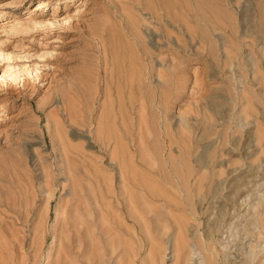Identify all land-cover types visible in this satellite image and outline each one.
I'll return each instance as SVG.
<instances>
[{"label": "rangeland", "instance_id": "obj_1", "mask_svg": "<svg viewBox=\"0 0 264 264\" xmlns=\"http://www.w3.org/2000/svg\"><path fill=\"white\" fill-rule=\"evenodd\" d=\"M263 58L264 0H0V264H178V226L211 224V261L264 260L263 228L231 241L264 189Z\"/></svg>", "mask_w": 264, "mask_h": 264}, {"label": "bare ground", "instance_id": "obj_2", "mask_svg": "<svg viewBox=\"0 0 264 264\" xmlns=\"http://www.w3.org/2000/svg\"><path fill=\"white\" fill-rule=\"evenodd\" d=\"M263 0H261V2H262ZM196 4H198V2L196 3ZM169 6V5H168ZM198 6V5H197ZM37 7V6H36ZM150 7H152V6H150ZM149 7V12H150V14L154 17V19H155V24L156 25H154V27L156 28H161V27H163V31L164 32H166L168 35H175V34H177V32L179 33V32H181V31H178V30H175L173 27H169V25L165 22V21H162V19H161V11H162V13H163V15L166 17V19L169 21V22H173V21H175V20H180L181 22H183V24H182V26L184 25V22H186V19H187V13H181V12H178V11H176V10H174V9H171V7H166L165 9H158L157 10V8H155L154 6L152 7V8H150ZM163 18V17H162ZM144 20V19H143ZM148 22V21H147ZM27 25H28V27H30L31 29H33V28H41V27H45V26H49L50 24H52L53 22H46L44 19H34V18H30V20H28L27 22ZM25 23V24H26ZM149 23V22H148ZM174 23V22H173ZM135 25H137V24H135ZM152 25H153V23H152ZM173 25V24H172ZM174 26V25H173ZM26 27V26H25ZM111 31V30H110ZM108 32V31H107ZM110 33V32H109ZM109 33H107L108 35H109ZM113 33V32H112ZM115 33V32H114ZM113 35V34H112ZM176 36V35H175ZM112 38H114L113 36H112ZM112 40V39H111ZM117 40V39H116ZM112 42H114V41H112ZM117 42V41H116ZM110 43V42H109ZM102 44V43H101ZM144 45V44H143ZM113 46H115V45H113ZM136 46V45H135ZM116 48V47H115ZM125 51V50H124ZM103 52V51H102ZM123 54V53H122ZM258 54V53H257ZM126 55V54H125ZM120 56H121V54H120ZM119 58V57H118ZM128 58V57H127ZM121 59V58H120ZM264 59V58H263ZM122 61V60H121ZM128 62H129V60H128ZM120 64H121V62H120ZM123 64V63H122ZM126 65H128V63H126ZM130 65V64H129ZM124 67V66H123ZM126 67V66H125ZM125 69H123V71H124ZM261 78V80L260 81H262V80H264V75L262 76V77H260ZM239 106V105H238ZM254 126H253V129H251L250 130V132L251 133H253L254 134V136H255V138H256V140H257V142L260 144V151L262 152V153H264V122H263V120H261L260 118H258V117H255L254 118ZM103 126H105V125H103ZM101 127H102V125H101ZM100 127V128H101ZM105 128H106V126H105ZM237 128L239 129V130H241L243 127H242V125H237ZM100 131V130H99ZM106 131V130H105ZM59 134V133H58ZM59 137V136H58ZM102 138V137H101ZM107 139V138H106ZM59 140H61V138H59ZM102 140V139H101ZM108 141H109V139H108ZM105 142V141H104ZM101 143V142H100ZM103 143V142H102ZM60 144H62V143H60ZM62 147V146H61ZM63 150V149H62ZM65 155V154H64ZM66 156V155H65ZM67 157V156H66ZM196 164V163H195ZM223 164H221V166H222ZM179 166V165H178ZM172 167H173V165H172ZM185 167V166H184ZM187 168V167H186ZM161 169V168H160ZM180 169V168H179ZM188 169V168H187ZM175 170V169H174ZM176 171V170H175ZM181 171V170H180ZM188 171V170H187ZM221 171H222V169H221ZM139 172V171H138ZM160 172H161V170H160ZM185 172V171H184ZM71 173V172H70ZM130 173H131V171H130ZM129 173V174H130ZM136 173V172H135ZM140 173V172H139ZM162 173V172H161ZM181 173V172H180ZM72 174V173H71ZM141 174V173H140ZM143 174V173H142ZM158 174V173H157ZM139 175V174H138ZM179 175V174H178ZM177 175V176H178ZM181 175V174H180ZM185 175V174H184ZM70 176V175H69ZM140 176V175H139ZM228 176V175H227ZM130 177H131V175H130ZM142 177V176H141ZM145 177H147V175L145 176ZM145 177H144V179H145ZM71 178V177H70ZM140 178V177H139ZM148 178V177H147ZM158 178V177H157ZM157 178H156V180H157ZM181 178H182V176H181ZM180 178V179H181ZM150 179V178H149ZM164 179V178H163ZM141 180V179H140ZM148 179H146V182H148L147 181ZM160 180V179H159ZM133 181V180H132ZM136 181V180H135ZM142 181H144L143 179H142ZM152 181V180H151ZM160 181H162L163 182V180H160ZM179 181V180H178ZM233 181H236V179H234ZM139 182V181H138ZM141 182V181H140ZM139 182V183H140ZM155 181L153 180V182H151V184H153ZM145 184V182L144 183H142V185H144ZM150 184V185H151ZM158 184V181H157V183L156 184H154V186H156ZM201 184H203V182L201 183ZM222 184V183H221ZM131 185V184H130ZM133 185V184H132ZM170 185V184H169ZM160 186V185H159ZM147 187H149V186H147ZM147 187L145 188V189H147ZM151 187V186H150ZM202 187H203V185H202ZM201 187V188H202ZM234 187V186H233ZM255 187H256V189L254 190V193H252V190L251 191H249V192H247V193H242V192H239L238 191V195H236V197H237V200L238 199H241V201H244L245 202V207H244V210H245V212H237V214L236 215H234L235 216V218H237V223L238 224H236V225H234V226H232L231 227V229H232V233H231V236H232V239H231V241H233V240H235V239H237V237H239V234H240V232L241 231H244V234H246V235H248V234H254V232H253V230L255 229V228H258V229H264V189H263V185H262V183H256L255 184ZM158 188V187H157ZM183 188V187H182ZM144 189V188H143ZM150 189V188H149ZM151 189H152V187H151ZM155 191H156V189L155 188H153ZM72 190V189H71ZM154 190H152V191H154ZM158 190H161V189H159L158 188ZM162 190H165V189H163L162 188ZM205 189H203V191H204ZM147 191H148V189H147ZM150 191L151 190H149V193H150ZM154 191V192H155ZM197 192H198V194L200 193V185H199V187L197 188V190H196ZM153 192V193H154ZM157 192V191H156ZM159 192V191H158ZM164 192H167V191H164ZM160 193V192H159ZM165 194V193H164ZM167 194V193H166ZM153 195V194H152ZM154 195H156V193L154 194ZM206 195V194H205ZM164 196V195H163ZM166 197V196H165ZM169 196H167L166 198L169 200V198H168ZM171 199V198H170ZM181 204V203H180ZM194 206V205H193ZM196 208V207H195ZM179 210V209H178ZM182 210V209H181ZM185 213V212H184ZM181 214V213H180ZM188 214V213H187ZM191 214V213H190ZM179 217H180V219L179 220H181L182 219V217L179 215V214H177ZM199 215V214H198ZM177 216V218H179ZM174 217H176V216H174ZM185 220V219H184ZM176 221V220H175ZM177 222V221H176ZM186 222V221H185ZM180 223H182L181 224V226L183 225V222H180ZM211 223V222H210ZM177 224V223H176ZM185 226H187L186 224H184ZM200 226V225H199ZM213 225L211 224L210 225V231H208V233L207 234H201V233H198V232H196L195 234H193L192 232H191V230L189 231V228H187V227H179L178 226V230H176L177 232H176V234H175V236H173L174 237V239H173V252H174V254H175V256H176V262H178V264H189L188 262H189V259H190V257L193 255H195L196 254V250H195V248L194 247H192V246H190V241L188 240V238H190L191 240H193L195 243H196V245H198V247L201 249V250H203L202 252H203V257H204V259H207L206 261L209 263L211 260H212V256L214 255H212V253H210V254H206V253H208L209 252V249H211V247H212V243H211V241L209 242V240L211 239L210 238V234L214 231V229L215 228H213L212 227ZM191 229V228H190ZM196 229V228H195ZM208 230V229H207ZM259 234H260V232L259 231H257V233H256V235L257 236H259ZM213 235V234H212ZM249 236V235H248ZM172 237V238H173ZM213 237V236H212ZM213 242V241H212ZM229 242H230V240L229 241H227V245H229ZM191 243H192V241H191ZM246 243H244V245H245ZM158 245V244H157ZM157 245H155L156 246V248L155 249H157ZM215 246H216V244H215ZM243 246V245H242ZM242 246H240L239 247V249H240V251H241V255H242V257H241V259H240V261L238 262V264H264V260L262 259V258H257V255L255 254V251H253V246H252V244L250 245V246H248L249 247V249H247V247H242ZM216 248V247H215ZM125 249V248H124ZM217 249V248H216ZM255 249H256V247H255ZM155 251V250H154ZM206 251H208V252H206ZM213 251H214V249H213ZM123 252V251H122ZM125 252H126V250H125ZM125 252H123V253H125ZM197 252H199V250L197 251ZM206 252V253H205ZM211 252V251H210ZM218 252V251H217ZM156 255H157V250H156ZM215 253V252H214ZM122 254V253H121ZM127 254V253H126ZM217 254V253H216ZM97 255V254H96ZM153 255L154 254H152V257H153ZM158 257H159V255H157ZM215 256V255H214ZM216 257H218V256H215V258ZM203 259V260H204ZM214 259V258H213ZM191 260V259H190ZM209 260V261H208ZM219 260V259H218ZM199 261V260H198ZM205 261V262H206ZM203 262V261H202ZM201 262V260H200V263H202ZM212 263L211 264H216V261H215V263H214V261H211ZM157 263H158V261H157ZM199 262H198V264H200ZM219 263V262H218ZM217 263V264H218ZM95 264V263H94ZM97 264H99V263H97ZM153 264H154V261H153Z\"/></svg>", "mask_w": 264, "mask_h": 264}]
</instances>
